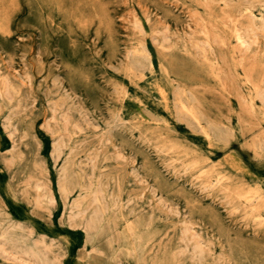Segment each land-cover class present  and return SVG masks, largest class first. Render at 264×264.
I'll use <instances>...</instances> for the list:
<instances>
[{
    "label": "rangeland",
    "instance_id": "obj_1",
    "mask_svg": "<svg viewBox=\"0 0 264 264\" xmlns=\"http://www.w3.org/2000/svg\"><path fill=\"white\" fill-rule=\"evenodd\" d=\"M263 144L264 0H0V264H264Z\"/></svg>",
    "mask_w": 264,
    "mask_h": 264
},
{
    "label": "bare ground",
    "instance_id": "obj_2",
    "mask_svg": "<svg viewBox=\"0 0 264 264\" xmlns=\"http://www.w3.org/2000/svg\"><path fill=\"white\" fill-rule=\"evenodd\" d=\"M235 33H237V32H235ZM144 46H145V45H144ZM159 46H160V45H159ZM145 47H146V46H145ZM165 49H166V48H165ZM133 51H135V50H133ZM127 52H128V51H127ZM127 52H126V53H127ZM136 52H140V51H136ZM142 53H143V51H142ZM131 54H132V53H131ZM139 54H140V53H139ZM134 55H135V54H134ZM136 55H137V54H136ZM144 55H145V54H144ZM148 55H149V54H148ZM137 57H138V56H137ZM145 57H146V56H145ZM126 58H127V57H126ZM126 58H125V59H126ZM142 58H143V57H142ZM147 58H148V57H147ZM146 60H147V59H146ZM148 60H149V59H148ZM134 62H135V61H134ZM137 62H138V61H137ZM149 62H150V61H149ZM150 64H151V63H149V65H150ZM129 67H130V66H129ZM148 67H149V66H148ZM161 68H162V67H161ZM124 69H126V68H124ZM137 69H138V68H137ZM139 69H140V68H139ZM112 70H113V68H112ZM126 70H127V69H126ZM126 70H125V71H126ZM128 70H129V69H128ZM113 71H114V70H113ZM116 71H117V70H116ZM131 71H132V70H131ZM117 72H119V71H117ZM133 72H135V71L133 70ZM140 72H141V71H140ZM140 72H139V73H140ZM115 73H116V72H115ZM131 73H132V72H131ZM132 74H133V73H132ZM140 74H141V73H140ZM140 74H138V75H140ZM136 75H137V74H136ZM136 75H135V76H136ZM165 75H166V74H165ZM129 76H130V74H129ZM142 76H143V75H142ZM127 77H128V76H127ZM143 77H144V76H143ZM137 78H138V79H137V81H138V80H139V77H137ZM119 86H120V85H119ZM121 87H122V86H121ZM121 87H120V88H121ZM113 89H114V88H113ZM173 90H174V89H173ZM175 90H176V89H175ZM179 90H180V89H179ZM176 91H177V90H176ZM122 92H123V90H122ZM175 93H176V92H175ZM175 93H174V95H175ZM3 95H4V94H3ZM177 95H178V94H177ZM181 96H182V95H181ZM183 97H184V92H183ZM175 98H177V97H175ZM178 98H179V97H178ZM178 98H177V101L179 100ZM180 98H181V97H180ZM184 98H185V97H184ZM173 99H174V98H173ZM175 101H176V100H175ZM175 101H174V102H175ZM179 101H180V100H179ZM170 102H171V101H170ZM182 104H183V103H182ZM62 105H63V103H62ZM180 107H181V103H180ZM187 107H188V106H187ZM189 107H190V105H189ZM189 107H188V109H189ZM192 107H193V106H192ZM184 108H186V107L184 106ZM174 110H175V109H174ZM176 110H177V109H176ZM191 110H193V109H191ZM191 110H190V111H191ZM196 111H197V113H198V110H196ZM176 112H179V111H176ZM184 112H185V111H184ZM187 112H189V111H187ZM181 113H182V112H181ZM189 113H190V112H189ZM193 113H195V111H193ZM176 114H177V113H176ZM176 114H175V116H176ZM179 114H180V112L178 113V116H179ZM191 115H192V114H191ZM113 116H114V115H113ZM173 116H174V115H173ZM185 116L188 117V115H185ZM176 117H177V116H176ZM192 117H193V116H192ZM196 117H197V115H196ZM199 117H200V116H199V114H198V118H199ZM188 118H189V117H188ZM5 119H6V118H5ZM176 119H179V117H177ZM176 119H175V120H176ZM180 119H181V118H180ZM182 119H183V118H182ZM182 119H181V120H182ZM194 119L196 120V118H194ZM50 120H51V119H50ZM188 120H189V119H188ZM197 120H198V119H197ZM199 120H202V119L200 118ZM199 120H198V121H199ZM7 121H8V120H7ZM44 121H45V120H44ZM179 121H180V120H179ZM182 121H183V120H182ZM185 121L187 122V120H185ZM191 121H192V120H191ZM206 121H207V120H206ZM180 122H181V121H180ZM184 123H185V122H184ZM189 123H190V122H189ZM203 123L205 124L204 121H203ZM194 124H195V123H194ZM74 125H75V124H74ZM184 125H185V124H184ZM188 125H189V124H188ZM210 125H211V124H210ZM1 126H2V125H1ZM190 126H191V124H190ZM204 126H206V125H204ZM207 126H208V125H207ZM216 126H217V125H216ZM166 127H167V126H166ZM208 127H209V126H208ZM210 127H211V126H210ZM212 127H213V125H212ZM190 128H191V127H190ZM194 129H195V128H194ZM199 129H200V127H199ZM203 129H204V128H203ZM213 129H214V128H213ZM215 129H218V128H215ZM1 130H2V129H1ZM166 130H167V129H166ZM191 130H192V129H191ZM195 130H196V129H195ZM197 130H198V129H197ZM207 130H208V129H207ZM218 130H219V129H218ZM203 131H204V130H203ZM215 131H216V130H215ZM40 132H41V131H40ZM198 132H199V131H198ZM207 132H208V131H207ZM209 132H210V131H209ZM35 134H36V133H35ZM57 134H58V133H57ZM159 134H160V133H159ZM202 134H204V132H203ZM223 135H224V134H223ZM226 135H227V134H226ZM204 136H206V135L204 134ZM210 136H211V135H210ZM163 137H164V135H163ZM163 137H162V138H163ZM217 138H218V136H217ZM156 139H157V138H156ZM213 139H214V137H213ZM221 139H222V138H221ZM215 140H216V139H215ZM215 142H216V141H215ZM221 142H222V141H221ZM216 143H217V142H216ZM218 143H219V142H218ZM231 143H232V142H231ZM231 143H230V145H231ZM259 143H260V142H259ZM262 143H263V142H262ZM262 143H261V144H262ZM50 144H51V143H50ZM226 144H227V143H226ZM251 144H252V143H251ZM169 145H170V144H169ZM263 145H264V144H263ZM55 146H56V145H55ZM61 146H62V145H61ZM247 146H250V148H251V145H247ZM252 146H253V145H252ZM163 147H164V146H163ZM258 147H261V146L259 145ZM54 148H57V147H54ZM165 148H166V147H165ZM256 148H257V146H256ZM155 149H156V148H155ZM162 149H163V148H162ZM172 149H174V148H172ZM175 149H176V148H175ZM224 149H225V148H224ZM258 149H259V148H258ZM170 150H171V149H170ZM245 150H247V149H245ZM251 150H252V149H251ZM158 151H160V148H159ZM167 151H168V149H167ZM168 152H169V151H168ZM160 153H161V152H160ZM50 155H51V154H50ZM210 155H211V154H210ZM255 155H256V154H255ZM258 156H259V155H258ZM59 157H60V156H59ZM54 160H55V159H54ZM65 160H66V159H65ZM216 160H217V159H216ZM193 161H195V160H193ZM86 162H87V161H86ZM195 163H196V161H195ZM190 164H191V162H190ZM192 164H193V163H192ZM196 164H197V163H196ZM54 165H55V163H54ZM180 165H181V164H180ZM187 167H188V166H187ZM190 167H191V166H190ZM183 169H185V168H183ZM211 169H212V168H211ZM209 171H210V170H209ZM4 174H5V173H4ZM86 175H87V174H86ZM221 175H222V174H221ZM221 175H220V176H221ZM220 176H219V177H220ZM219 177L217 176L218 181L220 180ZM215 178H216V177H215ZM69 179H70V178H69ZM215 180H216V179H214V182H215ZM219 182H220V181H219ZM219 182H218V183H219ZM65 183H66V182H65ZM81 183H82V182H81ZM215 183H216V182H215ZM209 185H210V184H209ZM213 185H214V184H213ZM247 185H248V184H247ZM206 186H207V185H206ZM254 186H255V185H254ZM247 187H248V186H247ZM67 188H68V187H67ZM70 188H71V187H70ZM51 189H52V188H51ZM78 189H79V188H78ZM240 189H241V188H240ZM250 189H251V188L249 187V189H248L249 192H250ZM53 190H54V188H53ZM253 190H255V189H253ZM242 191H243V190H242ZM246 191H247V190H246ZM73 192H74V190H73ZM94 192H95V191H94ZM240 192H241V191H240ZM251 192H252V191H251ZM238 193H239V192H238ZM244 193H245V192H244ZM246 193H247V192H246ZM71 194H72V193H71ZM82 194H83V193H82ZM83 195H84V194H83ZM109 195H110V194H109ZM244 195H245V194H244ZM244 195H241V199L243 198L242 196H244ZM250 195H251V194H250ZM56 196H57V195H56ZM234 196L237 197V195H234ZM239 196H240V195H239ZM239 196H238V197H239ZM252 196H253V195H251V197H252ZM251 197H250V198H251ZM257 197H258V196H257ZM239 198H240V197H239ZM247 198H248V197H247ZM52 199H53V198H52ZM54 199H55V198H54ZM66 199H67V198H66ZM85 199H86V198H85ZM244 199H245V198H244ZM245 200H246V199H245ZM245 200H243V201H245ZM248 200H250V199H248ZM56 201H57V200H56ZM253 201H255V200H253ZM247 202H249V201H247ZM259 203H260V202H259ZM250 204H251V203H250ZM250 204H249V205H250ZM261 204H263V203H261ZM60 206H61V205H60ZM81 206H82V205H81ZM109 206H110V205H109ZM145 206H146V205H145ZM255 206H256V205H255ZM100 207H101V206H100ZM248 207H249V206H248ZM250 207H252V206H250ZM256 207H257V206H256ZM251 209L254 210V207L251 208ZM236 210H237V209H236ZM234 211H235V210H234ZM243 211H244V210H243ZM88 216H89V215H88ZM73 217H74V216H73ZM109 217H110V216H109ZM127 217H128V216H127ZM256 217H257V216H256ZM65 218H66V217H65ZM261 218H262V217H260L259 219H261ZM112 220H113V219H112ZM256 220H257V218H256ZM112 222H113V221H112ZM131 223H132V222H131ZM260 223H261V222H260ZM68 228H69V227H68ZM190 228H191V227H190ZM71 229H72V228H71ZM125 229H126V228H125ZM125 229H124V230H125ZM199 242H200V241H199ZM111 245H112V244H111ZM132 245H133V244H132ZM7 252H8V250H7ZM53 260H54V259H53Z\"/></svg>",
    "mask_w": 264,
    "mask_h": 264
}]
</instances>
